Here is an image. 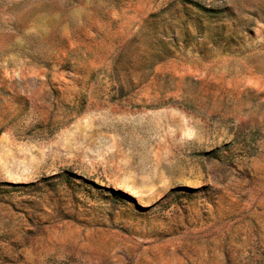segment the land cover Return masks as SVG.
I'll use <instances>...</instances> for the list:
<instances>
[{
  "label": "rangeland",
  "instance_id": "rangeland-1",
  "mask_svg": "<svg viewBox=\"0 0 264 264\" xmlns=\"http://www.w3.org/2000/svg\"><path fill=\"white\" fill-rule=\"evenodd\" d=\"M0 264H264V0H0Z\"/></svg>",
  "mask_w": 264,
  "mask_h": 264
}]
</instances>
